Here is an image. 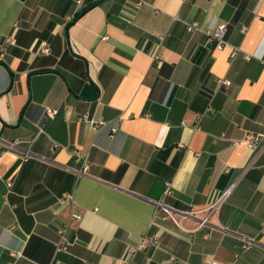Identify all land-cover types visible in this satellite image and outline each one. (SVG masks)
<instances>
[{
  "label": "crops",
  "instance_id": "obj_1",
  "mask_svg": "<svg viewBox=\"0 0 264 264\" xmlns=\"http://www.w3.org/2000/svg\"><path fill=\"white\" fill-rule=\"evenodd\" d=\"M95 1L0 0V264H264V0Z\"/></svg>",
  "mask_w": 264,
  "mask_h": 264
},
{
  "label": "built area",
  "instance_id": "obj_2",
  "mask_svg": "<svg viewBox=\"0 0 264 264\" xmlns=\"http://www.w3.org/2000/svg\"><path fill=\"white\" fill-rule=\"evenodd\" d=\"M193 26H195V24H192L189 27V30ZM222 31H223V26H219L218 28L213 30V32L211 34L212 38L217 41V46L218 47H221L223 45V41H222L223 32ZM5 42L6 43L13 42V40L11 38H7ZM38 51L43 53V54H48L49 53L48 44L46 42H41V44L39 45ZM220 82L222 84H224V85H228L229 84V82L227 80H223V81H220ZM55 113H56L55 110L47 109L45 111V115L48 118H52L55 115ZM92 123H93V126H95V127L103 124L101 121L92 122ZM111 131L112 132L115 131V128H112ZM245 140H246L247 146L250 149H252V150L256 149L259 143H261L263 145V147H264V134H248V135L245 136ZM55 146L56 145H53V147H55ZM74 157H75V160L80 164L81 172L85 173L86 170L88 169L87 154H83L80 151H75L74 152ZM227 193H228V190L225 192V194L221 197V199L219 201L215 202V204L211 206V209H210L211 212H213L212 209L216 210L219 207V205H221V203L223 201V198L226 196ZM62 202H64V203H73L72 195L65 194L62 197ZM161 209L163 210V213H164L163 219H169V220L175 221L173 211H176V210H173L172 208H170L168 206H165V205L161 206ZM179 213H182V214H185V215L187 214V212H183V211L182 212L179 211ZM72 218L79 219L80 216L78 214H76V213H73L72 214ZM204 222H206V219L202 220L200 223H204ZM252 243H253L252 240H247V242L242 246L243 249H247ZM157 246H158V241L154 237H148L146 235H143V236H141V238L139 240V248L140 249L148 250V249L155 248ZM60 247L65 249V245L63 243L60 244ZM129 251L132 252L133 249H130ZM207 264H219V263L210 261Z\"/></svg>",
  "mask_w": 264,
  "mask_h": 264
},
{
  "label": "trees",
  "instance_id": "obj_3",
  "mask_svg": "<svg viewBox=\"0 0 264 264\" xmlns=\"http://www.w3.org/2000/svg\"><path fill=\"white\" fill-rule=\"evenodd\" d=\"M102 0H97L95 2H92L88 7H86L82 12H80L79 14L76 15L75 19L78 18L80 15H82L83 12H85L86 10L90 9L91 7L98 5Z\"/></svg>",
  "mask_w": 264,
  "mask_h": 264
}]
</instances>
